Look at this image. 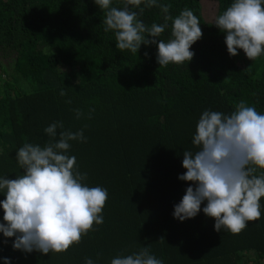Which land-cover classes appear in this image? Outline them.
<instances>
[{"label":"trees","instance_id":"1","mask_svg":"<svg viewBox=\"0 0 264 264\" xmlns=\"http://www.w3.org/2000/svg\"><path fill=\"white\" fill-rule=\"evenodd\" d=\"M160 2L170 16L190 9L201 23L188 64L159 66L155 45L137 54L116 49L114 34L104 31L106 13L93 0H0V175H22L16 150L43 146L44 128L62 122L57 133L83 130L86 138L72 141L68 152L84 182L108 191L103 223L66 252L22 254L9 238L0 242V257L12 264H110L147 246L163 264H264V198L261 218L239 233L214 231L202 211L184 222L172 215L191 183L178 175L186 171L183 152L197 150L192 137L202 112L229 115L245 101L264 113V56L228 54L213 24L232 0ZM139 18L148 26L164 22L155 6Z\"/></svg>","mask_w":264,"mask_h":264},{"label":"clouds","instance_id":"2","mask_svg":"<svg viewBox=\"0 0 264 264\" xmlns=\"http://www.w3.org/2000/svg\"><path fill=\"white\" fill-rule=\"evenodd\" d=\"M124 7H113V0H93L106 14L104 31H111L115 47L137 54L142 45L156 46L159 66L187 64L195 53L192 45L203 36L198 17L183 9L177 16L160 0H123ZM159 7L163 23L146 25L139 16L145 8ZM133 9H137L135 11ZM171 36L160 39L169 27ZM224 34L230 56L242 50L249 60L264 56V0H232L214 24ZM148 55L147 52L144 53ZM60 95H65L61 90ZM81 113L77 110V118ZM62 122L44 128L49 141L25 143L15 152L22 175H0V241L22 254L42 255L66 252L79 243L94 224L104 221L102 211L108 191L90 187L86 174L78 170L76 157L69 155L72 141L86 140L83 130H62ZM192 144L195 152L184 151L178 179L191 182L181 200L173 206L179 222L195 218L201 211L213 218L214 231L239 233L250 221L261 218L264 198V113L240 101L229 115L204 110L196 125ZM258 173V174H257ZM203 204V207H201ZM12 264L11 257H0ZM85 264H94L91 258ZM110 264H163L147 246L138 252L111 259Z\"/></svg>","mask_w":264,"mask_h":264},{"label":"rangeland","instance_id":"3","mask_svg":"<svg viewBox=\"0 0 264 264\" xmlns=\"http://www.w3.org/2000/svg\"><path fill=\"white\" fill-rule=\"evenodd\" d=\"M214 7L209 6V4L206 6V18L210 19L213 15Z\"/></svg>","mask_w":264,"mask_h":264}]
</instances>
